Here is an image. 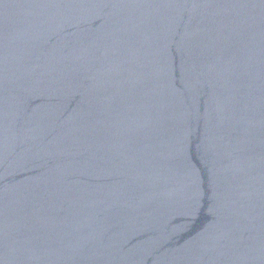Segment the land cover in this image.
Returning a JSON list of instances; mask_svg holds the SVG:
<instances>
[{
	"label": "water",
	"instance_id": "water-1",
	"mask_svg": "<svg viewBox=\"0 0 264 264\" xmlns=\"http://www.w3.org/2000/svg\"><path fill=\"white\" fill-rule=\"evenodd\" d=\"M0 264H264V0H0Z\"/></svg>",
	"mask_w": 264,
	"mask_h": 264
}]
</instances>
